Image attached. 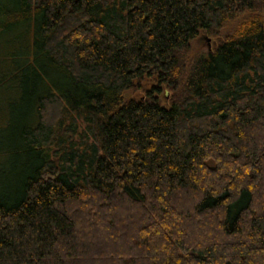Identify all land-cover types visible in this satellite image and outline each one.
<instances>
[{
	"label": "trees",
	"instance_id": "16d2710c",
	"mask_svg": "<svg viewBox=\"0 0 264 264\" xmlns=\"http://www.w3.org/2000/svg\"><path fill=\"white\" fill-rule=\"evenodd\" d=\"M0 264H264V0H0Z\"/></svg>",
	"mask_w": 264,
	"mask_h": 264
},
{
	"label": "rangeland",
	"instance_id": "374dc122",
	"mask_svg": "<svg viewBox=\"0 0 264 264\" xmlns=\"http://www.w3.org/2000/svg\"><path fill=\"white\" fill-rule=\"evenodd\" d=\"M242 16L243 14L238 15L232 19H229L225 23H223L222 27L219 28L220 33L224 36L226 33H230L234 24ZM216 39H217V36L208 34L207 32L201 29L198 30L197 34L188 41L187 54H186V57L183 58L185 62L190 63L198 55L203 54L204 52L210 51L212 47L215 45ZM151 82L152 80L150 79H144L141 83L142 88L143 89L148 88ZM123 95L124 97H138L140 96V91L139 90H135V91L126 90ZM167 96L168 94L166 92L164 95L160 94L159 98L163 103H165Z\"/></svg>",
	"mask_w": 264,
	"mask_h": 264
}]
</instances>
